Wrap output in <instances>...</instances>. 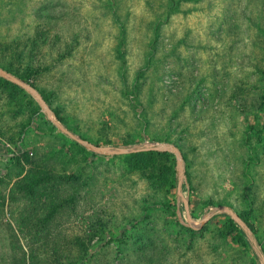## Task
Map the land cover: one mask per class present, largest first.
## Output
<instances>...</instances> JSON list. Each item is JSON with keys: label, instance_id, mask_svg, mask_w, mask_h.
<instances>
[{"label": "rangeland", "instance_id": "rangeland-1", "mask_svg": "<svg viewBox=\"0 0 264 264\" xmlns=\"http://www.w3.org/2000/svg\"><path fill=\"white\" fill-rule=\"evenodd\" d=\"M0 67L182 156L0 77V264H264V0H0Z\"/></svg>", "mask_w": 264, "mask_h": 264}, {"label": "water", "instance_id": "water-1", "mask_svg": "<svg viewBox=\"0 0 264 264\" xmlns=\"http://www.w3.org/2000/svg\"><path fill=\"white\" fill-rule=\"evenodd\" d=\"M0 77L24 88L29 93H31L40 102L41 106L43 107V109L45 110L47 114V117L58 129H60L63 133H65L71 139H73L74 141H76L77 143L86 147L87 149H89L90 151L94 153L101 154V155H130V154H135V153H140V152H149V151H157V152L170 151L177 155L180 165L182 164V156L179 153L178 149L168 146V145H161L158 147H151V148L135 149V148L112 147V146H98V145L91 143L88 140L82 139L79 136L72 133L69 129L64 127L59 122V120L55 117L53 111L51 110V108L49 107V105L47 104L43 96L37 91V89L34 86L22 80L21 78H18L12 75L11 73L5 71L1 67H0ZM181 175H183L182 172H181ZM179 188L181 190V186ZM185 207L188 213V222L193 228H201L204 225V223H206L210 218L209 215H206L202 218L200 223H196L191 219L189 215V203L187 201H185ZM223 211L226 213H229L234 219V221H236L246 231L250 239L254 242V239L252 238V235L248 231V228L244 224L243 220L237 214H235L233 210H223ZM261 259L264 262L263 255H261Z\"/></svg>", "mask_w": 264, "mask_h": 264}, {"label": "trees", "instance_id": "trees-1", "mask_svg": "<svg viewBox=\"0 0 264 264\" xmlns=\"http://www.w3.org/2000/svg\"><path fill=\"white\" fill-rule=\"evenodd\" d=\"M22 80H25L28 82V76L26 74L19 76ZM15 86V85H14ZM47 101V103H49V101L47 99H45ZM171 155L168 152H156V151H149V152H140V153H135V154H130V158H136V157H149L151 159H155V158H161L164 156H168ZM149 166V165H146ZM38 183L34 184V187L37 186ZM33 192V191H32ZM232 223L235 225L234 220H232Z\"/></svg>", "mask_w": 264, "mask_h": 264}]
</instances>
